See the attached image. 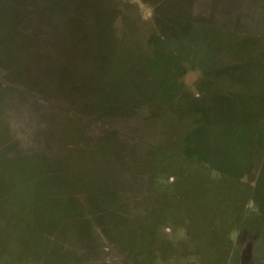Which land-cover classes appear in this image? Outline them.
Segmentation results:
<instances>
[{
    "label": "rangeland",
    "instance_id": "1",
    "mask_svg": "<svg viewBox=\"0 0 264 264\" xmlns=\"http://www.w3.org/2000/svg\"><path fill=\"white\" fill-rule=\"evenodd\" d=\"M0 264H264V0H0Z\"/></svg>",
    "mask_w": 264,
    "mask_h": 264
}]
</instances>
